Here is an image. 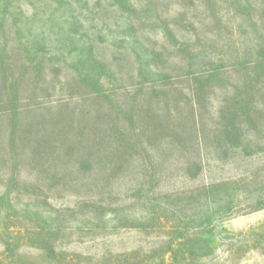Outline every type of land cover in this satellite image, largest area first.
Instances as JSON below:
<instances>
[{
  "label": "rangeland",
  "instance_id": "374dc122",
  "mask_svg": "<svg viewBox=\"0 0 264 264\" xmlns=\"http://www.w3.org/2000/svg\"><path fill=\"white\" fill-rule=\"evenodd\" d=\"M0 264H264V0H0Z\"/></svg>",
  "mask_w": 264,
  "mask_h": 264
},
{
  "label": "trees",
  "instance_id": "16d2710c",
  "mask_svg": "<svg viewBox=\"0 0 264 264\" xmlns=\"http://www.w3.org/2000/svg\"><path fill=\"white\" fill-rule=\"evenodd\" d=\"M172 37V36H171ZM173 38V37H172ZM259 44V45H258ZM258 44L256 45V47H257V49H258V51H257V53L258 54H262V49H261V47H260V45H262L263 43H260V42H258ZM154 54V53H153ZM247 66V65H246ZM226 68H230V70L232 69V67H226ZM244 69H246L245 67H243ZM257 68V67H256ZM223 69H225V68H222V69H217V70H215V71H213L212 72V74L214 75V76H218V75H222V72H225V71H227V70H223ZM244 69H241V70H244ZM261 69V68H260ZM233 72H235V71H233ZM185 75H193V73H191V72H187ZM87 82V81H86ZM85 82V83H86ZM242 84V83H241ZM244 84H246V82L244 81L243 82V85ZM87 85L88 86H93V85H91L89 82H87ZM241 100H239V102H240ZM238 103H235V104H233V105H227L225 108H224V111H222V113L221 114H223V117L224 118H226L227 116H230V117H233L232 115L234 114L233 112L235 111V110H237V105ZM134 116H129V119L128 120H126V122H127V128L129 127V128H131V126H132V123H134ZM125 212V210H123V213ZM142 219L143 220H147V218L146 217H142ZM120 225H122V227L123 228H128L129 227V225L126 223V219H125V221H123V223H120Z\"/></svg>",
  "mask_w": 264,
  "mask_h": 264
}]
</instances>
